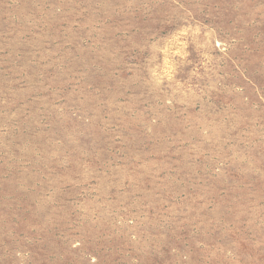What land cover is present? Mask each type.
<instances>
[{
    "label": "rangeland",
    "instance_id": "374dc122",
    "mask_svg": "<svg viewBox=\"0 0 264 264\" xmlns=\"http://www.w3.org/2000/svg\"><path fill=\"white\" fill-rule=\"evenodd\" d=\"M0 264H264V0H0Z\"/></svg>",
    "mask_w": 264,
    "mask_h": 264
}]
</instances>
